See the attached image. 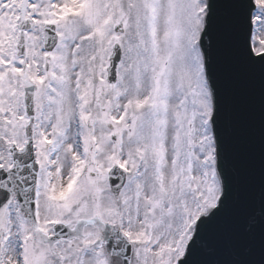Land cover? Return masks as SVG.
I'll return each instance as SVG.
<instances>
[{
	"label": "snow or ice",
	"instance_id": "1",
	"mask_svg": "<svg viewBox=\"0 0 264 264\" xmlns=\"http://www.w3.org/2000/svg\"><path fill=\"white\" fill-rule=\"evenodd\" d=\"M0 264H264V0H0Z\"/></svg>",
	"mask_w": 264,
	"mask_h": 264
}]
</instances>
